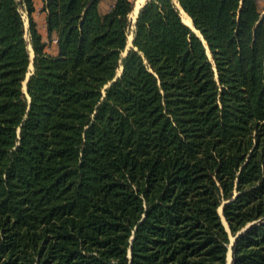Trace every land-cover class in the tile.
<instances>
[{
    "label": "trees",
    "instance_id": "1",
    "mask_svg": "<svg viewBox=\"0 0 264 264\" xmlns=\"http://www.w3.org/2000/svg\"><path fill=\"white\" fill-rule=\"evenodd\" d=\"M99 2L0 0V264H264V6Z\"/></svg>",
    "mask_w": 264,
    "mask_h": 264
},
{
    "label": "rangeland",
    "instance_id": "2",
    "mask_svg": "<svg viewBox=\"0 0 264 264\" xmlns=\"http://www.w3.org/2000/svg\"><path fill=\"white\" fill-rule=\"evenodd\" d=\"M136 1L137 0H134V7H135V4H136ZM260 1V5L263 7L264 6V0H259ZM111 2V0H102V3H101V7L102 8H104V7H107L108 5H109V3ZM141 2L144 4V2H145V0H141ZM140 5H141V3H140ZM134 7H133V9H134ZM102 8H100L101 10H103ZM133 11V10H132ZM23 17H24V21H25V28H26V18H25V15H24V13H23ZM134 18H135V16L133 17V12H131L130 14H129V19L131 20V22H132V25L130 26V29H129V33H128V36H127V44H126V47H125V50L123 51V55L124 54H126V51H127V49L130 47V39H131V37H132V35H133V24H134ZM27 29V28H26ZM25 36L26 37H28L27 36V34H25ZM28 39V38H27ZM28 48H29V54H30V45H28ZM31 55L32 54H30V60H31ZM210 56V55H209ZM31 61H30V63H29V67H28V73L30 74V73H32V70H33V68H31ZM121 70H122V67H119V69L117 70V75L119 76L120 75V73H121ZM116 75V76H117ZM221 207H219L218 208V211H219V209H220ZM234 237L232 236L231 237V241H230V244H229V250H228V253H227V262L229 263V261H230V263H231V257H232V252H231V246L230 245H232V243H233V241H232V239H233Z\"/></svg>",
    "mask_w": 264,
    "mask_h": 264
},
{
    "label": "crops",
    "instance_id": "3",
    "mask_svg": "<svg viewBox=\"0 0 264 264\" xmlns=\"http://www.w3.org/2000/svg\"><path fill=\"white\" fill-rule=\"evenodd\" d=\"M112 1L113 0H111L110 3H112ZM101 3H102V0H100V2H99V8H102ZM110 3H109V5H110ZM109 5L107 7L102 8V9L106 10L109 7ZM40 6H41V0H35V7L36 8H35V11L33 12V16L37 22L38 29L40 30L41 33H44L45 32L44 13L40 11ZM24 15L26 18V28H27L28 22H27L26 13H24Z\"/></svg>",
    "mask_w": 264,
    "mask_h": 264
},
{
    "label": "water",
    "instance_id": "4",
    "mask_svg": "<svg viewBox=\"0 0 264 264\" xmlns=\"http://www.w3.org/2000/svg\"><path fill=\"white\" fill-rule=\"evenodd\" d=\"M143 5V3H141V5L138 7V10H137V13L135 14V18H134V22H135V19H136V16H137V14H138V11H139V8L141 7ZM177 7L180 9V10H182L181 8H180V6L177 4ZM179 10V11H180ZM183 11V10H182ZM180 15H181V13H180ZM183 21V20H182ZM186 24V23H185ZM188 27H190L193 31H195L196 33H197V31L195 30V28H194V26H193V24H192V21H191V24H186ZM199 35V34H198ZM200 37H201V39H202V36L201 35H199ZM132 39H133V35H132V37H131V39H130V46L132 45ZM31 48V47H30ZM208 53H209V51H208ZM208 55H210V53L208 54ZM32 58H33V53H32V55H31V68H33V66H32ZM29 67V66H28ZM31 74V73H30ZM28 72H27V74H26V77H25V80L23 81V89L24 90H26V82H27V79H28V77H29V75H30ZM118 76V75H117ZM219 213L221 214V216H222V207L219 209ZM222 222L224 223V225L226 226V228L228 229V226H227V223H226V221H225V219L222 217ZM235 238V237H234ZM234 238L232 239V241L234 240ZM231 246V245H230ZM228 264H230V261H229V263Z\"/></svg>",
    "mask_w": 264,
    "mask_h": 264
},
{
    "label": "bare ground",
    "instance_id": "5",
    "mask_svg": "<svg viewBox=\"0 0 264 264\" xmlns=\"http://www.w3.org/2000/svg\"><path fill=\"white\" fill-rule=\"evenodd\" d=\"M140 3H142L141 0H137L136 1L135 7H134V9L132 11L133 12V17L137 13V10H138V7L140 6ZM180 13H181V18H182L183 22L186 23V24H191V20H190L189 16L186 13H184L182 10H180ZM30 54H32V50L31 49H30Z\"/></svg>",
    "mask_w": 264,
    "mask_h": 264
}]
</instances>
